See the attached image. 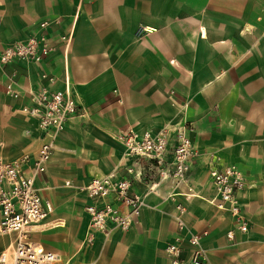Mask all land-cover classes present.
I'll return each instance as SVG.
<instances>
[{
    "label": "crops",
    "instance_id": "1",
    "mask_svg": "<svg viewBox=\"0 0 264 264\" xmlns=\"http://www.w3.org/2000/svg\"><path fill=\"white\" fill-rule=\"evenodd\" d=\"M42 20L60 22L49 30L53 39L71 26L72 42L65 56L56 43L41 62L0 65V155H33L41 144L36 120L20 107L28 84L50 86L43 72L56 77L51 88L69 87L88 112L57 135L35 180L53 210L31 228L29 240L59 255L52 264H170L167 242L182 237L187 259L188 233L206 231L201 247L209 264H264V0H0V52L36 33ZM12 72L23 96L7 89ZM182 118L193 126L198 152L186 181L161 180L151 190L133 181L144 202L133 225L125 231L109 225L87 243L90 200L64 181L123 175L130 159L118 133H154ZM226 164L246 181L238 194L248 222L243 232L235 216L208 202L209 170ZM177 203L184 207L182 231ZM13 241L14 234H0V246Z\"/></svg>",
    "mask_w": 264,
    "mask_h": 264
},
{
    "label": "built area",
    "instance_id": "2",
    "mask_svg": "<svg viewBox=\"0 0 264 264\" xmlns=\"http://www.w3.org/2000/svg\"><path fill=\"white\" fill-rule=\"evenodd\" d=\"M59 25L58 20L39 22L36 33L25 40L14 41L1 50L0 65L15 61L41 62L56 49L57 44L62 45L64 56L67 55L73 29L70 26L57 33L53 39L49 30ZM16 77L15 72L10 74L7 89L14 97H20L23 94L13 88L17 82ZM41 77L50 86L56 80L50 72H43ZM50 86L35 88L30 83L23 89L27 102L20 110L25 116L36 120L37 127L43 134L36 153H22L12 159H4L0 155V234H14L10 257L7 259L2 254L0 264H52L59 260L57 253L46 250L41 244L28 238L31 228L40 224L53 210L51 202L39 194L35 180L45 171L57 135L71 118L87 113L88 108L80 103L77 94L69 87L58 89ZM113 93H116L115 89ZM192 129L191 122L182 118L174 127L164 126L154 133H138L132 129L118 133L117 139L123 147V156L130 159L123 175L111 172L94 176L84 184H74L69 179L64 181L65 186L85 193L90 200L85 205L89 216L85 234L87 243H91L97 233L107 234L109 225L123 231L133 225L144 204L131 189L133 181L148 183L150 190L161 180L171 178L177 182L186 181L198 155L190 138ZM209 175L214 193L208 202L235 216L237 228L242 232L246 231L248 222L241 215L238 199L239 192L246 186L244 175L234 164L213 166ZM175 209L174 218L178 230L182 231L185 228L182 218L184 207L177 203ZM206 234V231L188 233L187 241L191 250L187 259L182 257V237L167 242L164 250L170 264H209L208 256L201 247ZM226 236L233 238V231H227Z\"/></svg>",
    "mask_w": 264,
    "mask_h": 264
},
{
    "label": "rangeland",
    "instance_id": "3",
    "mask_svg": "<svg viewBox=\"0 0 264 264\" xmlns=\"http://www.w3.org/2000/svg\"><path fill=\"white\" fill-rule=\"evenodd\" d=\"M113 140L116 141V138L114 137ZM2 254H5L6 258L8 259L10 257V254H11V246H7V245L5 247L0 246V256Z\"/></svg>",
    "mask_w": 264,
    "mask_h": 264
}]
</instances>
